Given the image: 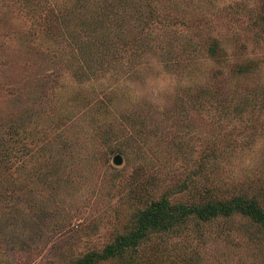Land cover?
<instances>
[{"label":"rangeland","instance_id":"obj_1","mask_svg":"<svg viewBox=\"0 0 264 264\" xmlns=\"http://www.w3.org/2000/svg\"><path fill=\"white\" fill-rule=\"evenodd\" d=\"M35 2L0 0V141L17 130L0 157V264H71L161 196L264 203V0ZM88 31L103 58L85 59ZM138 255L264 264V236L193 221Z\"/></svg>","mask_w":264,"mask_h":264},{"label":"trees","instance_id":"obj_2","mask_svg":"<svg viewBox=\"0 0 264 264\" xmlns=\"http://www.w3.org/2000/svg\"><path fill=\"white\" fill-rule=\"evenodd\" d=\"M26 3L29 4L30 2ZM31 3L37 2L31 0ZM146 3V7L149 9L148 14L151 16L153 11L149 8L150 3ZM111 4V2L110 4H105L103 9L100 10L101 15L99 17L104 16L106 10H112ZM141 12L140 14L138 12L136 16V18H139L138 21L143 20L142 16L145 15L144 10H141ZM97 19L96 17L93 20V26H95V21H97ZM87 40H89V42H87ZM80 43L81 44H78V46L82 49L83 47L84 49L89 47L90 52L85 56V59H90L91 61L103 58L104 53L110 50L106 48L108 45H100L99 49H101V51H92V48L98 44L93 38L92 31L86 32L85 40H80ZM213 44L214 45L210 47L211 54L217 42H213ZM80 60H78L79 63ZM85 67L79 68L82 71H77L79 79H81V77L83 78V75H86V73L83 72L86 70ZM248 69L249 66L240 69V71L243 70L245 72ZM7 76L6 74L0 73L2 79L5 77L7 78ZM16 131L17 130L11 126V123L5 124L4 133L2 134H4L6 138L5 141H0V157L4 158L9 156V152L13 150V146L16 145V140H14L16 139L14 137ZM7 136L12 137L10 143H8ZM3 139L4 136L2 137V140ZM107 140L108 142L111 141V139ZM236 218L257 227L259 233L264 236V203L253 196L237 195L227 199L217 196H201L190 202L175 203L170 202L167 197L161 196L158 199L145 202L142 208L137 209L131 217L128 218V224L125 228L121 229V234H117L112 242L105 245L100 250L82 254L80 257L75 258L71 264H150L151 262H141L142 260L139 259L138 252L151 241L153 236L164 235L169 238L170 235H179L184 230H187L189 224L193 221L197 226H207L218 221H223L232 225Z\"/></svg>","mask_w":264,"mask_h":264},{"label":"water","instance_id":"obj_3","mask_svg":"<svg viewBox=\"0 0 264 264\" xmlns=\"http://www.w3.org/2000/svg\"><path fill=\"white\" fill-rule=\"evenodd\" d=\"M113 164L116 165V166H120L122 164V159L119 155H116L114 158H113Z\"/></svg>","mask_w":264,"mask_h":264}]
</instances>
